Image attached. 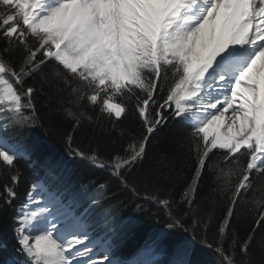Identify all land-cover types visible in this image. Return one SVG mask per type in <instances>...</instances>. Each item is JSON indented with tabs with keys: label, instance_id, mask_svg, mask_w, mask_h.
I'll return each mask as SVG.
<instances>
[{
	"label": "snow or ice",
	"instance_id": "6c2138e0",
	"mask_svg": "<svg viewBox=\"0 0 264 264\" xmlns=\"http://www.w3.org/2000/svg\"><path fill=\"white\" fill-rule=\"evenodd\" d=\"M0 41V213L17 198L20 162L34 163L20 130L53 132L70 159L106 173L82 204L45 166L13 208L18 264H120L114 206L102 202L125 192L166 215L130 264H158L176 233L189 239L171 241L174 264H192L193 244L216 264H264V0H0ZM129 118L140 132L121 126ZM170 120L191 131L150 160Z\"/></svg>",
	"mask_w": 264,
	"mask_h": 264
},
{
	"label": "trees",
	"instance_id": "16d2710c",
	"mask_svg": "<svg viewBox=\"0 0 264 264\" xmlns=\"http://www.w3.org/2000/svg\"><path fill=\"white\" fill-rule=\"evenodd\" d=\"M2 43L3 41H0V44ZM103 124L106 128L111 127L107 120ZM121 126L137 133L141 130L140 124L134 118L124 120ZM63 127H67V125H63ZM190 131V127L185 122L170 120L150 141L148 146L150 160L159 153L169 149L177 137ZM16 139L31 150L34 163L30 165L25 161L20 162L22 178L17 188L18 195L14 201L13 208L18 207L23 202L29 185L34 179L40 176L45 177L44 168L47 165L55 166L58 174L62 177V180L56 186L66 190L68 195L77 197L80 203H87L97 195L89 182L93 180L103 182L106 173L93 168L86 161L70 159L65 154L61 139L53 132L46 134L40 128L24 129L18 131ZM78 143L84 147L88 146V141L83 137H78ZM99 144L103 151H109L113 147L111 138L106 135L99 140ZM175 155L179 163L182 156L179 152L175 153ZM112 190L116 191L114 186ZM118 198L123 203L117 204L116 200L106 196V202H102V206H114L111 219L118 231L113 241V253L125 263L145 243L162 230L166 215L155 204L134 199L127 192L119 195ZM137 204H143V207L137 209ZM13 208L0 213V263L2 264L7 262V258L13 254L15 245L12 224ZM100 213V207L94 208V214L97 217L100 216ZM217 213L219 214V209H217ZM240 213L237 230L240 235H243L244 229L249 226L251 215L246 207H242ZM157 220L160 223H157ZM209 238H211V233H209ZM188 239L189 237L183 233H176L171 236L170 240L165 243L166 255L174 252V244L171 241L180 242ZM3 240L4 242H2ZM187 259L192 264H216L218 258L207 248L200 247L199 244H193Z\"/></svg>",
	"mask_w": 264,
	"mask_h": 264
},
{
	"label": "rangeland",
	"instance_id": "374dc122",
	"mask_svg": "<svg viewBox=\"0 0 264 264\" xmlns=\"http://www.w3.org/2000/svg\"><path fill=\"white\" fill-rule=\"evenodd\" d=\"M38 181H40V180H38ZM187 257H188V256H187ZM187 257H185V258L187 259ZM167 258H168V264H174V261H175L178 257H177V255H176V253H175V251H174V252L172 253V255H168ZM113 259L119 261V259H118L116 256H114V255H113ZM128 264H130V262H129Z\"/></svg>",
	"mask_w": 264,
	"mask_h": 264
},
{
	"label": "bare ground",
	"instance_id": "6f19581e",
	"mask_svg": "<svg viewBox=\"0 0 264 264\" xmlns=\"http://www.w3.org/2000/svg\"><path fill=\"white\" fill-rule=\"evenodd\" d=\"M2 242H4V240Z\"/></svg>",
	"mask_w": 264,
	"mask_h": 264
}]
</instances>
